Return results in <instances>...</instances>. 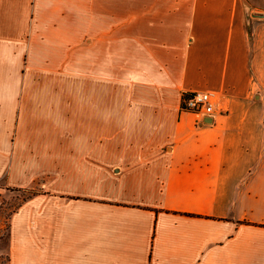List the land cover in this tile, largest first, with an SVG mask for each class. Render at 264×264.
<instances>
[{
  "label": "crops",
  "instance_id": "obj_1",
  "mask_svg": "<svg viewBox=\"0 0 264 264\" xmlns=\"http://www.w3.org/2000/svg\"><path fill=\"white\" fill-rule=\"evenodd\" d=\"M264 0H0L6 264H264ZM217 94L211 121L181 109Z\"/></svg>",
  "mask_w": 264,
  "mask_h": 264
},
{
  "label": "built area",
  "instance_id": "obj_2",
  "mask_svg": "<svg viewBox=\"0 0 264 264\" xmlns=\"http://www.w3.org/2000/svg\"><path fill=\"white\" fill-rule=\"evenodd\" d=\"M216 100L217 94L211 90L188 91L182 96L181 109L197 115L202 124L204 118L213 116Z\"/></svg>",
  "mask_w": 264,
  "mask_h": 264
},
{
  "label": "rangeland",
  "instance_id": "obj_3",
  "mask_svg": "<svg viewBox=\"0 0 264 264\" xmlns=\"http://www.w3.org/2000/svg\"><path fill=\"white\" fill-rule=\"evenodd\" d=\"M13 197L8 200H4L0 204V264H6V240H7V216L17 206L21 199L29 196L30 191L27 192H15L13 191Z\"/></svg>",
  "mask_w": 264,
  "mask_h": 264
},
{
  "label": "water",
  "instance_id": "obj_4",
  "mask_svg": "<svg viewBox=\"0 0 264 264\" xmlns=\"http://www.w3.org/2000/svg\"><path fill=\"white\" fill-rule=\"evenodd\" d=\"M251 15L254 16V17L264 18V12H261V13H251ZM210 121H211L210 117H206V118L203 119V122H205V123H208Z\"/></svg>",
  "mask_w": 264,
  "mask_h": 264
}]
</instances>
